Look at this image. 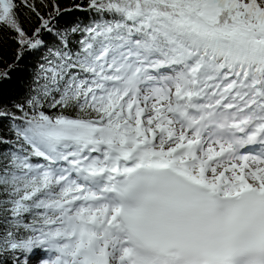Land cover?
I'll return each mask as SVG.
<instances>
[{"label":"snow or ice","instance_id":"obj_1","mask_svg":"<svg viewBox=\"0 0 264 264\" xmlns=\"http://www.w3.org/2000/svg\"><path fill=\"white\" fill-rule=\"evenodd\" d=\"M0 129V264H264V0H0Z\"/></svg>","mask_w":264,"mask_h":264},{"label":"trees","instance_id":"obj_2","mask_svg":"<svg viewBox=\"0 0 264 264\" xmlns=\"http://www.w3.org/2000/svg\"><path fill=\"white\" fill-rule=\"evenodd\" d=\"M65 4L69 2V0H63ZM84 2V0H82ZM74 15L77 18H82L87 20L89 16H91V13H85V12H76ZM14 48V45L9 41L4 46V55L5 59L8 63H11V49ZM13 79L12 81H8L5 83L4 87L6 91L13 97H19L23 95V89L21 85L25 82L26 77L21 76L19 73H13ZM2 131V129H0Z\"/></svg>","mask_w":264,"mask_h":264}]
</instances>
